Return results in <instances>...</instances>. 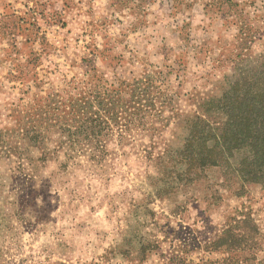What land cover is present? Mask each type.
Listing matches in <instances>:
<instances>
[{"label":"rangeland","instance_id":"374dc122","mask_svg":"<svg viewBox=\"0 0 264 264\" xmlns=\"http://www.w3.org/2000/svg\"><path fill=\"white\" fill-rule=\"evenodd\" d=\"M261 60L264 0H0V130L146 74L157 100L145 130L74 157L20 166L0 147V264H264V188L235 196L231 169L188 176L177 159L189 120L216 117L207 103ZM245 218L251 249L223 239Z\"/></svg>","mask_w":264,"mask_h":264},{"label":"trees","instance_id":"16d2710c","mask_svg":"<svg viewBox=\"0 0 264 264\" xmlns=\"http://www.w3.org/2000/svg\"><path fill=\"white\" fill-rule=\"evenodd\" d=\"M111 5H116L111 2ZM250 76L238 78L219 99L207 103V111H217L216 117L205 113V118L189 120L188 134L177 154L179 163L188 176L207 168L220 166L236 182L235 196L245 193V187L255 184L264 188V61ZM102 91H85L81 96L47 102L28 114L18 113L11 130H0V147L10 145L20 166L40 162L58 151L65 156L82 151L81 147L99 142L104 134L111 136L117 128L120 134L130 126L145 130L147 117L152 116L155 97L151 96L153 82L150 75H141L130 82L118 80ZM166 103V98H161ZM137 112V113H136ZM136 113V114H135ZM152 126V125H151ZM124 135V134H123ZM37 154L36 158L31 153ZM95 148L91 159L103 156ZM238 155L232 169L229 159ZM230 183V178H226ZM230 186L231 183H230ZM229 188V186H228ZM237 232H224V241L239 248H253L259 236L257 226L250 219L236 222Z\"/></svg>","mask_w":264,"mask_h":264}]
</instances>
